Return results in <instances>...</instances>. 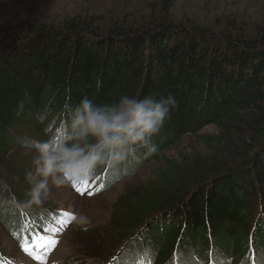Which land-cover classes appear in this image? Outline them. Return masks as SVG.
<instances>
[{
    "label": "trees",
    "instance_id": "16d2710c",
    "mask_svg": "<svg viewBox=\"0 0 264 264\" xmlns=\"http://www.w3.org/2000/svg\"><path fill=\"white\" fill-rule=\"evenodd\" d=\"M175 1L161 0L146 20L0 26V185L11 194L0 198V219L17 247L59 221L49 207H23L34 155H24V140L58 138L63 105L84 97L104 104L125 94L171 95L176 105L151 138L156 151L140 148L137 160H154L187 137L201 149L127 190L110 227L82 229L98 245L80 251L81 260L108 264L119 242L132 239L120 264H171L177 252L207 264L214 249L223 264H249L251 253L264 264V23L249 33L187 28L170 19ZM210 126L215 133L203 135ZM131 165L98 168L77 196L106 191L119 179L114 170ZM109 240L116 246L106 248ZM5 257L0 251V264Z\"/></svg>",
    "mask_w": 264,
    "mask_h": 264
},
{
    "label": "rangeland",
    "instance_id": "374dc122",
    "mask_svg": "<svg viewBox=\"0 0 264 264\" xmlns=\"http://www.w3.org/2000/svg\"><path fill=\"white\" fill-rule=\"evenodd\" d=\"M160 1L0 0V26L16 25L24 21L62 26L71 20H88L94 23L99 20L101 23L98 24L102 25L146 20L151 11H159ZM169 15L172 22L187 28L207 29L211 33H218V31L224 33L230 30L249 33L255 26L264 23V0H176L172 4ZM201 133L211 135L215 133V129L211 126L206 127ZM32 136H29V140L35 139ZM195 140L194 137H187L154 160L144 162L142 165L139 160L131 159L132 165L125 168L126 170H114V174L117 172L116 176H119V179L114 181L110 188L91 198L77 196L71 185L60 187L50 185L48 197L38 207H49L56 212L70 213L71 215L66 217L70 219L68 224L65 227L63 225L53 226L49 233L40 235L32 244L33 247H27L31 253L28 255L16 246L0 219V251L9 256V258L5 257V261H9L10 264H83L84 261L79 255L80 251L90 249L98 243L95 241L96 235L90 233L84 235L85 233L79 229H85L87 226L94 228L100 226L107 229L111 222H117V216L113 210L118 198L130 188L152 179L163 168L167 160H176L181 155L199 151L201 147ZM23 148L24 155L33 154L30 149ZM4 189L5 186L0 185V198L8 202L11 194H8L10 191L5 193ZM50 239L57 241L55 246L49 247ZM131 240L128 239L124 243L123 239L118 246L114 241L109 240L105 247L110 249L112 245H115L118 250L113 252L112 257L121 254L118 257L121 258ZM217 253L220 254L217 249L211 251L206 263L223 264ZM176 254L171 264H178V261L180 264H192L193 262V264H205L197 255L193 254L190 259L182 252L180 255L179 252ZM143 259L138 258L137 260ZM91 260L87 259V264H93ZM258 260L259 264H263L259 254ZM249 262L255 264L254 260H249ZM156 263L164 264L162 261L152 264Z\"/></svg>",
    "mask_w": 264,
    "mask_h": 264
},
{
    "label": "clouds",
    "instance_id": "9594fccd",
    "mask_svg": "<svg viewBox=\"0 0 264 264\" xmlns=\"http://www.w3.org/2000/svg\"><path fill=\"white\" fill-rule=\"evenodd\" d=\"M176 105L174 96L155 99L122 95L112 103H97L84 97L75 105L65 103L60 116L64 132L44 141L24 140L33 152L24 179L29 185L23 207L39 206L48 197L50 185L84 183L97 169L137 159V150L156 151L151 143Z\"/></svg>",
    "mask_w": 264,
    "mask_h": 264
},
{
    "label": "bare ground",
    "instance_id": "6f19581e",
    "mask_svg": "<svg viewBox=\"0 0 264 264\" xmlns=\"http://www.w3.org/2000/svg\"><path fill=\"white\" fill-rule=\"evenodd\" d=\"M78 184H76V186H77ZM72 186V189H73V191H74V194H79L80 192L79 191H77L76 190V188L75 187H73V185H71ZM78 187V186H77ZM56 214H60V213H62L61 211H55L54 209H52ZM59 217V218H58ZM55 219L56 220H59L58 222H57V224H54V225H51L50 227H49V229L46 231V232H43V233H40V234H38L33 240H32V243L30 244V245H28V246H26V247H33L34 245H32L33 243H34V241L40 236V235H42V234H44V233H49L50 231H51V228L53 227V226H60V225H63L64 227L68 224V222H69V220L70 219H67L66 217H64V216H55ZM79 230H82V229H79ZM78 230V231H79ZM80 232V231H79ZM19 248V247H18ZM20 249H22V248H20ZM23 250V249H22ZM175 257V256H174ZM110 259H111V257H110ZM94 261V260H93ZM92 261V262H93ZM87 260L86 261H84L83 262V264H87ZM116 262V261H115ZM118 262V261H117ZM121 262V261H120ZM90 264V263H89Z\"/></svg>",
    "mask_w": 264,
    "mask_h": 264
},
{
    "label": "snow or ice",
    "instance_id": "6c2138e0",
    "mask_svg": "<svg viewBox=\"0 0 264 264\" xmlns=\"http://www.w3.org/2000/svg\"><path fill=\"white\" fill-rule=\"evenodd\" d=\"M87 183H88V181H85V182L83 183V186L86 187V186H87ZM73 187H75L77 191H82V188H81V187H77L76 184H73ZM98 190H99V189H98ZM59 215H60V216H64V217H68V216H70L71 214H70V213H67V212H62V213H60ZM58 218H59V217H58ZM72 218L74 219L75 217H72ZM56 243H57V241H56L55 239H50V240H49V247H53V246H55ZM21 248L25 251L26 254L31 255L29 249H28L24 244H21ZM178 264H180L179 261H178Z\"/></svg>",
    "mask_w": 264,
    "mask_h": 264
}]
</instances>
